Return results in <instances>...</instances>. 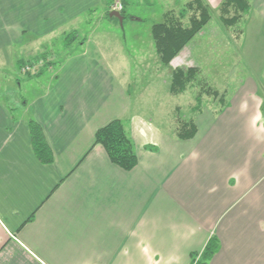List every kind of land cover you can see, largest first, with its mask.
Listing matches in <instances>:
<instances>
[{
  "label": "crops",
  "instance_id": "obj_1",
  "mask_svg": "<svg viewBox=\"0 0 264 264\" xmlns=\"http://www.w3.org/2000/svg\"><path fill=\"white\" fill-rule=\"evenodd\" d=\"M100 1L0 0V264H197L212 238L219 248L208 264H264V0L245 16L259 24L248 50L254 74L219 110L198 113L192 138L131 114L132 170L93 146L96 131L131 107L99 46L64 59L29 98L12 88L39 76L21 75L18 49L32 58ZM30 118L51 163L34 152Z\"/></svg>",
  "mask_w": 264,
  "mask_h": 264
},
{
  "label": "rangeland",
  "instance_id": "obj_2",
  "mask_svg": "<svg viewBox=\"0 0 264 264\" xmlns=\"http://www.w3.org/2000/svg\"><path fill=\"white\" fill-rule=\"evenodd\" d=\"M116 1L101 0L95 3L90 11L72 24L66 35L50 39L41 52L32 58L27 59V53H21L18 49L16 53L23 55L19 62L22 76L37 75L40 71L43 73L32 77L30 87L16 81L12 87L15 95L29 98L30 91L38 92L40 88L50 86L58 78L64 59L72 58L84 49H89L90 56L92 47H87V44H92L99 46L104 63L111 65L109 69L118 75L120 85L130 98L129 113L123 118L126 127L130 121L129 116L140 112L164 132L177 137L183 121L195 120L202 110H219L227 102V92L232 93L241 80L254 74L248 50L251 31L259 24L244 18L236 25H225L220 19L223 0H206L213 9L212 19L169 65L161 62L156 51L152 26L164 21L167 12L178 13L190 0H125V4L124 0H120L123 5L120 11L126 7L129 14L123 24L118 18L107 16L109 10H114ZM70 34L71 37L74 34L76 36L68 44L66 37ZM43 54L46 58H40L33 65L28 63L27 60L34 59L35 55L42 57ZM260 54L257 53L258 56ZM262 63L264 71L263 60ZM27 66L32 69H26ZM189 66L199 68L196 80L184 92L172 93L170 86L173 70ZM25 88L28 94H25ZM199 95L202 104L200 110H197ZM11 102L15 106L16 102Z\"/></svg>",
  "mask_w": 264,
  "mask_h": 264
},
{
  "label": "trees",
  "instance_id": "obj_3",
  "mask_svg": "<svg viewBox=\"0 0 264 264\" xmlns=\"http://www.w3.org/2000/svg\"><path fill=\"white\" fill-rule=\"evenodd\" d=\"M126 1L124 0V4ZM251 0H223L220 5L221 21L228 26H233L241 22L251 11ZM110 11L107 16H110ZM124 21L129 17L126 7L121 11ZM213 9L206 0H190L179 9L165 14V20L154 23L152 26V36L156 51L164 65H169L171 61L179 55L184 47L203 30L204 26L212 19ZM112 18H117L113 16ZM188 21V23H186ZM239 32H241L239 30ZM67 35L68 44L75 38V34ZM71 41V42H70ZM34 57L28 63L36 64L40 58ZM199 68L195 66L176 67L173 70L170 91L174 94L184 92L188 86L196 80ZM39 72L37 75H41ZM215 94H218L215 91ZM197 110H200L201 95L197 97ZM264 108V106H263ZM32 147L39 160L43 163H51L54 160L53 150L48 143L42 125L34 118L29 119ZM197 132V125L194 119L185 120L177 131V137L188 139L194 137ZM101 144L106 149L112 162L118 164L125 170H132L138 164V155L135 142L127 130L125 121L122 118H115L100 127L95 133L94 145ZM156 149L154 146H148ZM33 216L30 217V219ZM219 248L217 239L212 238L205 246L201 254V259L197 264H208Z\"/></svg>",
  "mask_w": 264,
  "mask_h": 264
},
{
  "label": "water",
  "instance_id": "obj_4",
  "mask_svg": "<svg viewBox=\"0 0 264 264\" xmlns=\"http://www.w3.org/2000/svg\"><path fill=\"white\" fill-rule=\"evenodd\" d=\"M110 16L112 17V16H115V17H117L119 20H120V22L123 24V21H124V16L122 15V13H121V11H118V10H111L110 11Z\"/></svg>",
  "mask_w": 264,
  "mask_h": 264
},
{
  "label": "built area",
  "instance_id": "obj_5",
  "mask_svg": "<svg viewBox=\"0 0 264 264\" xmlns=\"http://www.w3.org/2000/svg\"><path fill=\"white\" fill-rule=\"evenodd\" d=\"M122 3L120 0H117L114 4V9L120 11L122 9ZM26 69L31 70L32 68L30 66H27Z\"/></svg>",
  "mask_w": 264,
  "mask_h": 264
}]
</instances>
